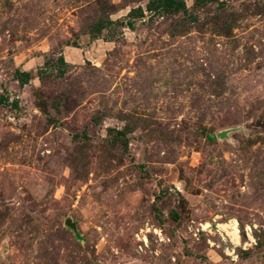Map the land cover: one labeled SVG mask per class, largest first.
Wrapping results in <instances>:
<instances>
[{"label": "rangeland", "instance_id": "obj_1", "mask_svg": "<svg viewBox=\"0 0 264 264\" xmlns=\"http://www.w3.org/2000/svg\"><path fill=\"white\" fill-rule=\"evenodd\" d=\"M0 264H264V0H0Z\"/></svg>", "mask_w": 264, "mask_h": 264}, {"label": "trees", "instance_id": "obj_2", "mask_svg": "<svg viewBox=\"0 0 264 264\" xmlns=\"http://www.w3.org/2000/svg\"><path fill=\"white\" fill-rule=\"evenodd\" d=\"M197 1H198L199 3H201L202 0H196V3H197ZM210 1H213V0H210ZM171 2H172V1H171ZM173 3H176V2L173 1ZM148 7H149V4H148ZM128 16L131 17V16H132V12H130V13L128 14ZM119 24H120L121 26H123V27L126 26V27H128V28H130V29L133 28V23H132V21H131L130 19H128V20H121V21L119 22ZM59 59H60V61H62L64 64L67 63V62L64 60V58H63L62 56H61ZM23 73L26 75V78L30 76L29 72H23Z\"/></svg>", "mask_w": 264, "mask_h": 264}, {"label": "bare ground", "instance_id": "obj_3", "mask_svg": "<svg viewBox=\"0 0 264 264\" xmlns=\"http://www.w3.org/2000/svg\"><path fill=\"white\" fill-rule=\"evenodd\" d=\"M234 228H235V227H234ZM233 234H234V236H236V232H235V231L233 232Z\"/></svg>", "mask_w": 264, "mask_h": 264}]
</instances>
